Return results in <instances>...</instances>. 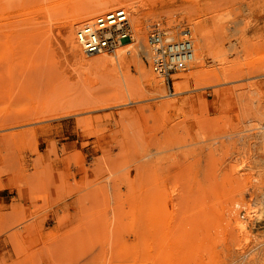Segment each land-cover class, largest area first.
Wrapping results in <instances>:
<instances>
[{"label": "rangeland", "instance_id": "rangeland-1", "mask_svg": "<svg viewBox=\"0 0 264 264\" xmlns=\"http://www.w3.org/2000/svg\"><path fill=\"white\" fill-rule=\"evenodd\" d=\"M104 1L0 0V264H264V0H107L133 45L80 63ZM155 23L191 31L169 78Z\"/></svg>", "mask_w": 264, "mask_h": 264}, {"label": "built area", "instance_id": "built-area-1", "mask_svg": "<svg viewBox=\"0 0 264 264\" xmlns=\"http://www.w3.org/2000/svg\"><path fill=\"white\" fill-rule=\"evenodd\" d=\"M132 36L129 13L122 7L82 23L75 31L76 42L81 52L87 56L112 54L123 42L131 40ZM147 46L150 69L159 77L169 78L185 71L193 59L191 31L188 28H183L174 35L162 24L155 23L149 27ZM261 149L264 159V127Z\"/></svg>", "mask_w": 264, "mask_h": 264}, {"label": "bare ground", "instance_id": "bare-ground-1", "mask_svg": "<svg viewBox=\"0 0 264 264\" xmlns=\"http://www.w3.org/2000/svg\"><path fill=\"white\" fill-rule=\"evenodd\" d=\"M118 5L121 6L122 3H113V2H109V1H104V2H101V3H95L94 5H91V6H88V8L86 7L85 9H82L81 11H79L77 14H74L72 15L70 18H69V22L67 24V32H66V39H67V44L69 45V49H70V53L71 55L80 63H85V59L81 56V53L79 51V46L76 42V38H74V28L77 24H82V23H85L89 20H91L95 14H103V13H106V11L108 12V10H114V7ZM116 9V8H115ZM73 13V12H72ZM132 13L134 15V18H135V21L138 23L139 22V15H140V10L139 8H136L134 7L133 10H132ZM130 23V22H129ZM166 24V23H165ZM133 25V24H132ZM167 27V26H166ZM134 29V27H133ZM132 29V30H133ZM133 34H134V37L136 35V32L135 30H133ZM194 45V43H192ZM131 45H133V39L131 40H128L126 42H123L121 44V49H116L118 50L117 52L115 51V54L114 56H109V58H104V57H101L100 60L103 61L104 63H107V64H111L112 66L115 65L116 63H118V65L121 63V61L125 58V53L128 52V50H126V48L130 47ZM203 53L202 49H201V54ZM104 54V53H103ZM105 55V54H104ZM103 55V56H104ZM91 56V55H90ZM97 56V55H95ZM102 56V55H101ZM194 57L193 56V61H194ZM99 60V58H98ZM144 69V66L142 67L141 71L142 72H145L143 71ZM147 79V81L149 82L150 79L149 77L145 78ZM1 81V80H0ZM1 83V82H0ZM159 85H162V80H159ZM125 85H126V82H125ZM3 86H5L3 84ZM0 88H1V85H0ZM4 89V88H3ZM1 91V90H0ZM2 95V93H1ZM264 109V104H263V107ZM6 111V110H5ZM264 111V110H262ZM260 116H263L264 117V112H261L260 113ZM261 119V118H260ZM259 128V127H258ZM260 129V128H259ZM263 129V127L261 128V130ZM259 135H261L259 133ZM259 139H260V136H259ZM258 145V144H257ZM241 168V167H240ZM237 226L238 228L241 230L243 229V223H240L237 221Z\"/></svg>", "mask_w": 264, "mask_h": 264}]
</instances>
